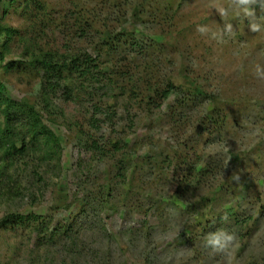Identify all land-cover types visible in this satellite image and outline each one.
Listing matches in <instances>:
<instances>
[{
	"label": "rangeland",
	"instance_id": "374dc122",
	"mask_svg": "<svg viewBox=\"0 0 264 264\" xmlns=\"http://www.w3.org/2000/svg\"><path fill=\"white\" fill-rule=\"evenodd\" d=\"M9 1L0 6V85L18 94L23 118L16 132L26 138L29 162L50 175L42 174L44 184L27 169V190L11 205L0 203V221L12 210L35 212L71 229L39 247L37 233L7 231L0 223V264H264V0H168L169 22L165 6L157 10L161 0H145L140 16L134 7L144 0H40L54 22L45 33L38 25L40 40L28 27L34 21L23 13V0L7 9ZM77 8L92 14L97 30L127 33L115 57L130 73L124 99L146 97L145 81L159 91L150 110H133L134 130L115 136L123 146L117 160L91 165L92 178L107 186L103 200L83 185L75 167L78 136L100 96L83 103L53 99L58 124L49 125L60 145L34 128L29 113L43 107L39 76L24 70L25 47L36 40L46 48L65 42L75 49L98 47L97 35L87 41L76 36L82 24ZM254 25L260 30L252 31ZM193 85L205 95L193 94ZM100 95L115 104L111 91ZM125 153L132 164L121 177L117 161ZM150 154L153 159L146 158ZM196 162L209 170L191 175ZM60 169L69 173L67 202L60 199ZM63 204L71 208L70 222L55 211Z\"/></svg>",
	"mask_w": 264,
	"mask_h": 264
},
{
	"label": "trees",
	"instance_id": "16d2710c",
	"mask_svg": "<svg viewBox=\"0 0 264 264\" xmlns=\"http://www.w3.org/2000/svg\"><path fill=\"white\" fill-rule=\"evenodd\" d=\"M6 1L7 0H0V6L2 7V4ZM16 1L20 0H10L5 8L8 9ZM144 2L145 0L141 6L134 4L136 6L134 7L136 15L140 16V11H142L140 8L145 7ZM127 3H129V0H127ZM23 4V13L30 14L34 21V23H30L28 27L29 29H35V32L38 34V40H40V33L39 30H37L38 25L43 28L40 31L45 33L44 28H50L54 25V22L48 18L45 12L41 11V8L45 10V7L42 6L40 0H23ZM163 6H165V18L167 22H169L171 21L169 16L170 12L173 10V6L170 5V2L168 3V0H161L157 3V10H161ZM7 9L3 11L4 15H6ZM78 13V21L82 24L76 36L87 41L94 35H97L99 37V42L96 43L95 46L98 45V47H94L92 50L83 49V47L75 49L69 42H65L61 48H46L45 45H40L36 40V44L33 48L30 46L24 48L25 53L23 56L27 60L24 70L25 72L32 73V77L34 78H38L39 76V96H41L43 107L42 109L38 108V110L37 108L31 109L29 113L36 117L34 128L42 133L44 138L53 141L54 144L60 145L61 138L57 136L49 125L58 124L56 117H54L56 105L53 99L61 97L65 102L80 100V102L83 103L86 99L90 102L92 100H97L100 96L99 100L92 104L94 108L93 115L88 121L89 126L86 128L83 127L84 129L78 136L81 154L76 161L75 167L77 169L76 173L86 179V181L82 180V183H84L83 185H91L96 188L97 192L92 188L94 195H97L96 198L103 200L105 198L104 191L107 189V186L102 187L97 179L92 178L91 165L95 162H103L106 158L111 161L117 160L115 156L123 146L121 139L114 140L116 138L115 136H118L119 133L123 134L126 129V131L134 130L135 113H133V110H135V107L137 109H142L145 106L150 110V104L154 102V96L159 95V91H156V89L153 91L150 82L148 83L145 81L146 85L143 84V93H147L146 97L137 98L129 96V98L127 97V102L123 96L126 94L129 95V91L128 88L123 85V80L126 79V75L130 73L125 72L121 61L115 59L119 48H121L124 36L126 37L127 33H124L125 30L118 34H114L110 31H99L96 29L95 22L91 19L92 14L79 12L77 8V14ZM157 23L159 22L157 21ZM30 35L31 33H28L27 36ZM12 39L13 37L5 38L4 44L7 45ZM131 44L133 47H137L139 43L135 39V42ZM0 59L2 61L5 59L2 50L0 51ZM131 78H134L133 74ZM108 91L113 93L112 97L114 98L115 104L107 103L106 99L104 100L105 97L100 95L101 92L107 93ZM134 92L135 90H132L133 94H135ZM193 94L198 98L205 95L203 89L196 85H193ZM17 95V92L11 90L6 83L0 85V203L6 205H11L14 199L22 196L24 191L27 190V185L29 184L28 176H30L27 173V169L31 168L33 175L44 184L46 183V179L42 174H49L48 171L41 172L43 169L42 164L33 163L31 165L29 162L30 159L27 158L28 145L26 144V138L21 137L20 139L19 134L16 132V128L21 125L20 123L23 118L19 115V112H17L18 107H20V104L16 102L18 99H15L18 98ZM131 102H133V104H131ZM7 103H10V105L12 103V105L7 106L8 109L3 111ZM46 115L48 117L53 116L54 119L48 118L46 121ZM60 117L64 119L65 114L63 113ZM123 123L127 125L122 126ZM202 126L205 127L204 124H202ZM124 157L126 158H121L117 161L121 177L125 176L123 172L128 169L127 167H131L132 164V162H129L130 164L128 163L127 154L124 155ZM46 158L47 157L42 158L41 162H45L44 159ZM146 158L153 159L154 157L150 154L147 155ZM182 162L181 166L187 163L186 160ZM207 170H209L208 167L205 168L196 162L194 166L191 165L190 172H192L191 175H193L194 173L200 174ZM50 172H53V168L50 169ZM119 174H117L116 177H118ZM68 175V172L65 173L60 169L58 177L59 182L65 183L63 184L64 188L63 185L60 187L62 190L61 200H66L65 198L69 195L67 194L69 190L67 184ZM67 201L68 199L66 202ZM67 206L66 204L60 207L58 206L59 208L55 209V211L60 217H64L65 221L70 222L71 218L67 216V210L70 211L71 208ZM60 208H64L65 210L63 211ZM232 216L235 217V215ZM54 222L55 220H53L52 217L48 216V218H45L44 215L40 213L32 212V214L25 216L13 210L6 213L0 221L2 227L7 231L11 230L18 232L24 228L27 230L29 229V235L37 233V245L39 247L45 245L46 242L52 243V241L60 237L63 232L67 233L71 229L68 228L65 230L66 222L56 226H54ZM42 227H44V229H42Z\"/></svg>",
	"mask_w": 264,
	"mask_h": 264
},
{
	"label": "clouds",
	"instance_id": "9594fccd",
	"mask_svg": "<svg viewBox=\"0 0 264 264\" xmlns=\"http://www.w3.org/2000/svg\"><path fill=\"white\" fill-rule=\"evenodd\" d=\"M253 2H254V0H240V3L244 4V5H248V4L253 3ZM245 12H247L249 15L252 14L251 11H249L248 9H245ZM221 14L222 15L224 14L222 10H221ZM228 27H229V29H231V25H229ZM259 30H260L259 27L256 25H254L252 27V31H259ZM197 31L203 33L205 31V29L203 27H198ZM216 243H219V241L217 240ZM229 264H231V260L229 261Z\"/></svg>",
	"mask_w": 264,
	"mask_h": 264
}]
</instances>
